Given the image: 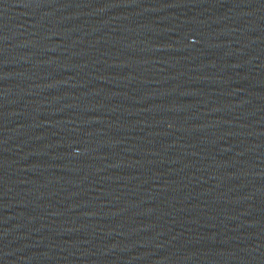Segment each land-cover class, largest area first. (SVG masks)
Returning <instances> with one entry per match:
<instances>
[{
    "label": "water",
    "instance_id": "obj_1",
    "mask_svg": "<svg viewBox=\"0 0 264 264\" xmlns=\"http://www.w3.org/2000/svg\"><path fill=\"white\" fill-rule=\"evenodd\" d=\"M185 0H0V199L102 103Z\"/></svg>",
    "mask_w": 264,
    "mask_h": 264
}]
</instances>
